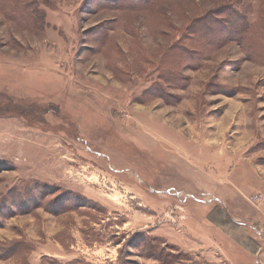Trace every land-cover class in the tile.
I'll use <instances>...</instances> for the list:
<instances>
[{"label": "rangeland", "instance_id": "1", "mask_svg": "<svg viewBox=\"0 0 264 264\" xmlns=\"http://www.w3.org/2000/svg\"><path fill=\"white\" fill-rule=\"evenodd\" d=\"M76 261L264 264V0H0V264Z\"/></svg>", "mask_w": 264, "mask_h": 264}, {"label": "trees", "instance_id": "2", "mask_svg": "<svg viewBox=\"0 0 264 264\" xmlns=\"http://www.w3.org/2000/svg\"><path fill=\"white\" fill-rule=\"evenodd\" d=\"M142 4H144V3H148V1H150V0H139ZM225 14L227 15V16H229V18L231 19H233V28H234V32H232V34H234V36L236 37V40H237V42H241V43H244V41H245V38H246V32H248V30H249V25H250V23L248 22V19L246 20V22H245V19L246 18H244L245 16L243 15V16H241V17H238V19H236V14L235 13H233L231 10H227L226 12H225ZM239 20V22L238 23H234L235 21H238ZM197 30H199L200 32H201V30L200 29H197ZM227 36H228V34H227ZM214 37V36H213ZM217 40H219L218 38H216ZM206 43H209V44H211V42H206ZM153 253H155V251H152ZM67 264H79V262H77L76 261V263L75 262H73V263H67Z\"/></svg>", "mask_w": 264, "mask_h": 264}, {"label": "bare ground", "instance_id": "3", "mask_svg": "<svg viewBox=\"0 0 264 264\" xmlns=\"http://www.w3.org/2000/svg\"><path fill=\"white\" fill-rule=\"evenodd\" d=\"M48 75H50V74H48Z\"/></svg>", "mask_w": 264, "mask_h": 264}]
</instances>
